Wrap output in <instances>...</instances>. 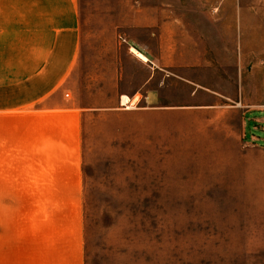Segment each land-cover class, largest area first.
<instances>
[{
    "label": "rangeland",
    "instance_id": "1",
    "mask_svg": "<svg viewBox=\"0 0 264 264\" xmlns=\"http://www.w3.org/2000/svg\"><path fill=\"white\" fill-rule=\"evenodd\" d=\"M61 4L0 0V179L60 183L85 264H264V0H74L68 63Z\"/></svg>",
    "mask_w": 264,
    "mask_h": 264
},
{
    "label": "crops",
    "instance_id": "2",
    "mask_svg": "<svg viewBox=\"0 0 264 264\" xmlns=\"http://www.w3.org/2000/svg\"><path fill=\"white\" fill-rule=\"evenodd\" d=\"M45 11L50 15L43 23L44 27L38 33L35 26L28 35L30 39L52 43L62 51L60 55L68 63L78 46L74 0H63V4L56 7L45 6ZM5 20L16 21L14 15ZM149 62H152L150 58L146 64L153 74L142 85V88L147 87L143 95L147 100L152 96L150 93L155 96L148 86L154 80L156 66ZM135 96L139 101L138 94L130 98ZM153 111L169 112L162 107H155ZM248 120L254 131L252 138H259L261 133L264 135V123H260L264 122V116H253ZM260 124H263L261 133L257 132ZM62 183H70V180H62ZM57 184L60 183L50 180L0 179V264H85L82 230L73 226L75 208L62 204L60 196L48 195L43 190Z\"/></svg>",
    "mask_w": 264,
    "mask_h": 264
},
{
    "label": "bare ground",
    "instance_id": "3",
    "mask_svg": "<svg viewBox=\"0 0 264 264\" xmlns=\"http://www.w3.org/2000/svg\"><path fill=\"white\" fill-rule=\"evenodd\" d=\"M132 51H134L136 53V55L138 56V58H140L143 61H149L147 55H145L143 52L135 49L134 47H132ZM122 99V104L126 105L128 108L134 107V104L136 103V101L138 100V96H135L134 99H132L131 102H129V97H127V95H122L121 97Z\"/></svg>",
    "mask_w": 264,
    "mask_h": 264
},
{
    "label": "water",
    "instance_id": "4",
    "mask_svg": "<svg viewBox=\"0 0 264 264\" xmlns=\"http://www.w3.org/2000/svg\"><path fill=\"white\" fill-rule=\"evenodd\" d=\"M121 103H122V100H121Z\"/></svg>",
    "mask_w": 264,
    "mask_h": 264
}]
</instances>
